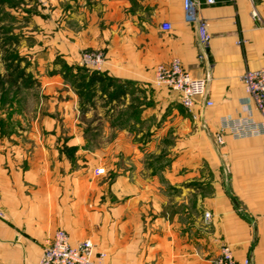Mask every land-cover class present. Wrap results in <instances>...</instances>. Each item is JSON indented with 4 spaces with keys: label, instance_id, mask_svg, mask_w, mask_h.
<instances>
[{
    "label": "crops",
    "instance_id": "0c3cea01",
    "mask_svg": "<svg viewBox=\"0 0 264 264\" xmlns=\"http://www.w3.org/2000/svg\"><path fill=\"white\" fill-rule=\"evenodd\" d=\"M50 2L56 17L64 14L66 59H73L78 46L105 49V71L134 84L133 92L118 90L110 99L85 100L84 121L97 115L108 125L137 103V95L149 97L143 110V116H149V130L106 127L98 133V138L116 140L98 148L106 164L123 151L126 161L138 163L143 151L122 140L148 131L155 139L172 135L178 139L172 147L179 150L188 129L201 133L203 126L211 142L214 192L210 198H134L142 180L137 172L120 165L114 179L106 177V169L96 175L90 133L74 129V107L80 101L74 98L73 77L63 84L57 67L42 69L36 62H22L18 80L5 83V90L23 93L25 111L15 119L32 125L0 130V264H38L59 229L73 244L91 238L96 249L106 253L104 264H216L224 244L231 246L241 264L246 259L264 264V135L234 139L225 133L222 143L217 138L223 117L249 114L243 75L264 67V0H232L197 9L196 18L206 21L211 35L206 50L199 41L197 21L186 18L183 0ZM253 6L261 20L252 17ZM165 22L171 30L162 29ZM40 23L34 16L28 24ZM33 40L41 43L30 31L20 40L23 60L45 55L30 51ZM175 58L194 77L208 79L207 93L193 109L198 114L194 128L179 113L180 94L155 82L156 67ZM3 71L13 74V67H0V77ZM64 85L69 99L58 100ZM19 97L11 94L4 105L18 104ZM209 100L212 105H207ZM255 117L259 118L256 112ZM181 167L185 163H173L172 172L164 176L169 187H182L184 196L186 175L176 173ZM218 169L223 171L220 183ZM156 183L155 177L149 179V186Z\"/></svg>",
    "mask_w": 264,
    "mask_h": 264
},
{
    "label": "rangeland",
    "instance_id": "374dc122",
    "mask_svg": "<svg viewBox=\"0 0 264 264\" xmlns=\"http://www.w3.org/2000/svg\"><path fill=\"white\" fill-rule=\"evenodd\" d=\"M16 14H19L18 18ZM34 16L41 23L35 27H30L28 24L29 20L33 19ZM29 31L41 38V43L34 42V40L29 42V46H31L30 51L34 50L45 54L41 57V60H28V58L23 60L22 57H25V55H19V53L25 52L20 40ZM64 35V14L62 17H56L50 0H0V67H13L14 74L12 72L7 74L6 71H3L4 75L0 77V130L17 131L31 129L32 124L20 123L15 119L25 111L23 93L19 90H15L14 92H7L5 90V83L12 84L18 80L19 75L16 72L17 67L20 66L19 64L22 62L25 64L28 61L29 63L36 62V65H39L42 69L57 67L63 73L61 76L63 84H65L66 79L73 77V82H71L73 83L74 98L77 97L80 101L74 107V129L90 133L88 141L89 149L93 153H90V158H92L91 165L92 168L94 167V173L97 168H100L97 166L101 164L103 167L101 169L103 172L106 169V173L104 174H107L106 177L108 176L110 179H114V174L118 172L117 170L120 168V165L121 168L137 172L139 180H142H140L141 185L135 188L136 190L133 193L135 195L134 198H210V194L214 192L212 182L215 180V176L210 167L209 149L211 142L205 137L203 126L201 128L203 132L201 131V133L188 129L185 136L181 139L183 143L180 144L179 150L172 147L178 143L177 136L172 135H170V139H155L149 136L148 131V134L145 132L141 137L122 140L123 143L128 145L132 143L138 146V150L143 151V154L138 156V163H131L128 159L126 161L123 151L117 157L115 156L117 158L115 162L111 161L106 164L107 158L99 154L98 148L103 142L114 143L116 140L115 138H98V133L104 131L106 127V130L126 129L127 131H144L146 128L149 130V116H143V110L146 107L145 104L149 103V97L144 93L137 95L135 102H137L138 106L135 104L132 107L126 108L122 112V118L109 123V126L100 122L97 119V115L89 122L84 121L83 114L88 109L83 103L85 100H90L94 96L110 99L118 90L125 93L133 92L134 84L131 81H124L105 71L107 64V52L105 49L78 46L74 51L73 59H66ZM85 54H101L105 58V62L100 69L96 68L95 64L84 59ZM62 89V91H59L58 100L69 99V95H66L65 92V85ZM11 94L17 99L18 95L21 96L17 100L20 102L17 104L14 101L15 106H12L14 102L11 103V106H5L4 104L7 103V99H9ZM179 110L180 114L186 115L187 119H189L187 123L191 122L187 125L194 128L193 112L182 105ZM1 114L5 115L6 121L2 122L3 118ZM12 117H14V120L11 119ZM154 125L158 126L160 124L154 122ZM119 142L121 141L119 140ZM151 143L155 144L150 148L149 144ZM168 146H170V149L167 151ZM148 148L149 150L146 151ZM134 155L136 153L131 155L130 159L135 157ZM179 161L183 164L185 163L184 168L181 167L179 171L176 169V173L180 172L186 175V181L183 183L186 191L184 196H181L182 187L180 189L169 187L171 185L167 184V179L164 176L167 171L172 172L173 163ZM221 176H223V171L222 169H218V179ZM152 177H155L157 183L156 185L149 186V179ZM146 222L149 226V215Z\"/></svg>",
    "mask_w": 264,
    "mask_h": 264
},
{
    "label": "built area",
    "instance_id": "2783aa9c",
    "mask_svg": "<svg viewBox=\"0 0 264 264\" xmlns=\"http://www.w3.org/2000/svg\"><path fill=\"white\" fill-rule=\"evenodd\" d=\"M230 1L232 0H183L187 20L197 21L199 41L203 49L206 50L209 47L211 35L206 21L196 18V10L204 5L210 6ZM251 14L255 20H261L256 7L253 6ZM171 28L168 22L162 24V29L165 31ZM84 59L95 64L99 69L105 62L101 54H85ZM155 82L178 92L182 105L192 112L198 99L205 97L208 87L207 78L191 75L178 58L173 59L169 65L160 64L156 67ZM243 82L247 93L246 104L249 114L237 118L223 117L217 133L220 143L224 142L225 133L230 134L234 139L264 135V67L247 70L243 75ZM212 104V101H207V105ZM255 112L259 118L255 117ZM193 116L197 118L198 114L193 112ZM101 172H103L101 168L95 171L96 174ZM210 216L209 212L205 213L206 218ZM105 257L106 253L97 250L91 238L73 244L68 233L59 229L45 245L38 264H104ZM216 264L241 263L235 258L231 246L224 244ZM244 264H250L249 259H246Z\"/></svg>",
    "mask_w": 264,
    "mask_h": 264
}]
</instances>
